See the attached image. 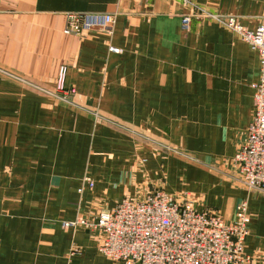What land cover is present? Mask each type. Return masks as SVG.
<instances>
[{"label":"crops","instance_id":"crops-1","mask_svg":"<svg viewBox=\"0 0 264 264\" xmlns=\"http://www.w3.org/2000/svg\"><path fill=\"white\" fill-rule=\"evenodd\" d=\"M192 2L264 25V0ZM190 13L179 0H1L0 264H120L99 252L97 230L63 222L155 189L228 221L248 199L245 252L264 264V192L252 203L228 181L240 175L258 53L207 18L184 30ZM68 14L115 22L67 34ZM61 66L69 100L56 90Z\"/></svg>","mask_w":264,"mask_h":264},{"label":"built area","instance_id":"built-area-1","mask_svg":"<svg viewBox=\"0 0 264 264\" xmlns=\"http://www.w3.org/2000/svg\"><path fill=\"white\" fill-rule=\"evenodd\" d=\"M179 2L192 9L181 17L184 30H189L193 16L207 18L237 34L258 53L260 75L253 85L254 113L245 142L232 162L241 183L264 191V25L250 30L237 16L211 11L192 0ZM114 22L111 14H69L64 31L81 35L93 28L108 30ZM66 72L61 66L56 78V90L63 100L76 92L65 87ZM85 183L94 185L91 179ZM250 222L247 200L238 203L234 218L228 221L215 210L196 208L186 194L155 189L142 198H124L113 209H102L95 219L77 218L63 222V226L80 224L98 229L99 252L120 264H252L254 258L245 252ZM78 251L72 250L71 255Z\"/></svg>","mask_w":264,"mask_h":264},{"label":"rangeland","instance_id":"rangeland-1","mask_svg":"<svg viewBox=\"0 0 264 264\" xmlns=\"http://www.w3.org/2000/svg\"><path fill=\"white\" fill-rule=\"evenodd\" d=\"M1 5V4H0ZM69 15V14H68ZM68 15H67V17H68ZM66 22H67V18H66ZM240 174V173H239ZM237 178H234V179H230V180H228L229 181V183H231V185H233L236 189H239V190H244V191H249L250 192V195H251V201H252V203H254V201H256V200H258V194H259V191H261V190H257V189H249L247 186H245L243 183H241L240 182V180H239V178H240V175H239V177L238 176H236ZM237 179V180H236ZM262 192H264V191H262ZM181 194H184V193H181ZM242 200H247L248 201V199H242ZM242 200H240V201H242ZM239 201V202H240ZM238 205V204H237ZM248 205H249V202H248ZM212 210H214V209H212ZM216 211V210H215ZM217 212V211H216ZM249 213H250V211H249ZM235 214H236V209H235V212H234V216H235ZM98 215V214H97ZM251 215V214H250ZM94 219H95V217H94ZM92 230H97L100 234H101V231H99L98 229H92ZM250 232H251V230H250ZM250 235V234H249ZM248 238V237H247ZM245 245H246V243H245ZM247 254V253H246ZM251 256V255H250ZM253 257V256H252ZM254 258V257H253ZM255 258H254V262H255ZM114 262V261H113ZM115 263H117V262H115ZM253 264V263H252Z\"/></svg>","mask_w":264,"mask_h":264}]
</instances>
